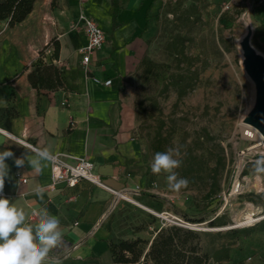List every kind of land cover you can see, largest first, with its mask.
Returning a JSON list of instances; mask_svg holds the SVG:
<instances>
[{
  "label": "rangeland",
  "instance_id": "obj_1",
  "mask_svg": "<svg viewBox=\"0 0 264 264\" xmlns=\"http://www.w3.org/2000/svg\"><path fill=\"white\" fill-rule=\"evenodd\" d=\"M157 3L159 26L135 82L136 135L145 146L149 169L148 191L141 195L150 204H142L193 227L129 203L115 219L111 241L143 239L147 251L161 228L177 226L197 234L193 241L206 255L205 264H264V228L249 230L264 217V174L252 167L264 155V139L249 137L246 124L260 107V95L239 46L248 33L250 45L264 56V0ZM258 29L263 34L255 40ZM158 72L163 82L156 78ZM169 147L179 149L176 158L182 165L175 171L189 180L179 192L168 189L165 174L151 171L154 154ZM213 189L217 191L210 195ZM220 199L215 214L201 223L189 220L205 217ZM217 216L220 221L211 226ZM247 216L260 219L240 226ZM231 229L248 231L241 240Z\"/></svg>",
  "mask_w": 264,
  "mask_h": 264
},
{
  "label": "crops",
  "instance_id": "obj_2",
  "mask_svg": "<svg viewBox=\"0 0 264 264\" xmlns=\"http://www.w3.org/2000/svg\"><path fill=\"white\" fill-rule=\"evenodd\" d=\"M38 0L33 11L13 27L0 21V109L14 108L15 117L0 116V151L14 153L7 159L9 178L4 192L26 212V222L38 223L32 212L47 207L61 221L62 246L50 253L62 264H114L109 251L115 219L129 207L115 191L126 192L150 204L141 193L148 191L146 149L136 135L135 82L139 63L157 29V0H85L84 11L105 32V45L91 55L88 70L79 49L87 35L78 23L80 0ZM52 39L59 42L58 58L65 88L38 92L28 81L29 70L39 52ZM52 46L46 51L51 62ZM90 76L112 80L111 86L95 84ZM35 147L52 154L84 157L103 185L81 182L75 188L59 183L50 189L51 164L35 171L27 162L17 168L14 159L34 155ZM16 173L27 178L22 183ZM45 189L44 200L34 194ZM141 192L137 193L136 188ZM69 195H74L69 199Z\"/></svg>",
  "mask_w": 264,
  "mask_h": 264
},
{
  "label": "clouds",
  "instance_id": "obj_3",
  "mask_svg": "<svg viewBox=\"0 0 264 264\" xmlns=\"http://www.w3.org/2000/svg\"><path fill=\"white\" fill-rule=\"evenodd\" d=\"M34 155L21 156L14 159L17 168L27 162L35 171H42L45 162H51L54 157L48 148L32 146ZM178 148H167L156 152L151 162L154 175L165 174L169 190L179 192L189 184L187 178L179 177L175 171L182 165ZM14 153L8 149L0 151V264H62L59 258H50V253L63 244L60 219L52 216L48 208L42 207L36 215L38 223L26 222V212L16 207L9 198L2 195L5 180L9 178L10 168L6 163ZM252 167L257 175L264 174V155L252 161ZM45 189L37 186L34 194L44 200Z\"/></svg>",
  "mask_w": 264,
  "mask_h": 264
},
{
  "label": "trees",
  "instance_id": "obj_4",
  "mask_svg": "<svg viewBox=\"0 0 264 264\" xmlns=\"http://www.w3.org/2000/svg\"><path fill=\"white\" fill-rule=\"evenodd\" d=\"M37 1L38 0H0V21L6 22L10 27L23 22L33 11ZM111 1L114 6L115 15L119 9V4L117 0ZM57 6V0H53L52 7L55 8ZM157 26L159 25L157 24ZM262 34L260 29H258L254 35V39L257 40ZM150 40L148 41L149 43ZM49 46L53 48L51 62L47 61L45 55V50ZM59 49V42L56 39H52L45 49L39 52L38 57L32 63L31 67L26 66L24 68V70H29L27 76L28 81L38 92H55L65 88V80L61 68L54 63V60L58 58ZM144 59L145 56L139 63V66L144 62ZM156 78L158 81L163 82V73L158 72ZM177 82L178 84L181 83L179 79ZM17 115L18 112L13 107L0 109V116L15 117ZM216 186L218 189L217 183ZM217 189H213L210 195L216 193ZM228 192L229 188L226 190V193ZM222 202L223 200L220 199L215 208L205 213V217H190L189 220L195 223L203 222L206 217L215 214L219 210ZM183 213L186 214L185 212ZM220 218L221 217L217 216L210 222V225H216L220 221ZM255 226L264 228V218L249 230H254ZM247 231L248 229H231L229 232L231 235H235L243 240ZM196 237L197 234L191 230L183 231L181 227L171 226L161 228L157 232L156 236L150 242L147 251H145V245H148V242L143 239L120 240L117 242L110 241L109 251L114 264H135L142 256L152 264H205L207 260L206 255L200 253L198 243L193 241Z\"/></svg>",
  "mask_w": 264,
  "mask_h": 264
},
{
  "label": "built area",
  "instance_id": "obj_5",
  "mask_svg": "<svg viewBox=\"0 0 264 264\" xmlns=\"http://www.w3.org/2000/svg\"><path fill=\"white\" fill-rule=\"evenodd\" d=\"M80 13L78 15V23L82 25L86 35H87V44L79 49L81 54V63L85 70H88L89 64L91 62V55L101 49L106 42V34L104 30L84 11L85 0H80ZM92 81L100 86H111L112 80H101L99 77L90 76ZM250 134V133H249ZM250 137V135H249ZM28 147L33 145L30 143H24ZM54 159L50 162L51 164V174L50 179L51 183L49 185L50 189H55L59 183H64L67 188H75L81 182H89L95 185H103L100 181V178L93 170V164L86 160L84 157L72 155L70 153H58L52 154ZM16 178L22 183L27 182V178L22 177L20 173H16ZM136 192L140 193L141 189L137 186ZM230 192V190H229ZM228 192V194H229ZM115 193L120 196L124 201L129 202L126 192L115 191ZM2 195L7 197V193L3 191ZM74 195H69V199H73ZM130 203V202H129ZM38 213L36 210L32 212V218H34ZM163 218V217H161ZM167 219L173 224L184 226L187 228H192L191 223L185 222L182 218L175 216V218L170 217ZM166 219V218H163ZM135 264H152L150 261H147L143 256Z\"/></svg>",
  "mask_w": 264,
  "mask_h": 264
},
{
  "label": "water",
  "instance_id": "obj_6",
  "mask_svg": "<svg viewBox=\"0 0 264 264\" xmlns=\"http://www.w3.org/2000/svg\"><path fill=\"white\" fill-rule=\"evenodd\" d=\"M245 49L246 64L248 65L250 74L258 84L260 95V107L255 113L246 119V123L251 124L264 132V56L258 53L255 48L250 45L248 37L245 40Z\"/></svg>",
  "mask_w": 264,
  "mask_h": 264
},
{
  "label": "bare ground",
  "instance_id": "obj_7",
  "mask_svg": "<svg viewBox=\"0 0 264 264\" xmlns=\"http://www.w3.org/2000/svg\"><path fill=\"white\" fill-rule=\"evenodd\" d=\"M248 36V33L244 34L241 38H240V43H239V46H240V50H241V53H242V56L244 58V60H246V49H245V40ZM257 51V50H256ZM258 52V51H257ZM259 53V52H258ZM254 80V79H253ZM249 127H251V130L248 131V133H250V137H253L254 139H264V132L260 129H258L257 127H254L253 125L251 124H248L246 123ZM245 135V134H244ZM248 136V134H247ZM127 198L129 199V202L132 203V204H135L137 206H140L144 209H146L147 211L149 212H152V213H155L157 215H159L160 217H164V218H170V217H173L175 218L174 215H171L169 213H156L153 209L149 208L148 206L146 205H143L141 202H139L138 200H136L134 197L130 196V195H126ZM251 215V214H250ZM260 218H254L252 216H247L245 218V220L239 222L240 223V226H243V225H250L252 222L258 220Z\"/></svg>",
  "mask_w": 264,
  "mask_h": 264
}]
</instances>
